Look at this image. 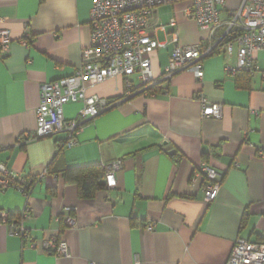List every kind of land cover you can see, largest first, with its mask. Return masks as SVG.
<instances>
[{
    "label": "crops",
    "instance_id": "1",
    "mask_svg": "<svg viewBox=\"0 0 264 264\" xmlns=\"http://www.w3.org/2000/svg\"><path fill=\"white\" fill-rule=\"evenodd\" d=\"M92 5L93 0H0L1 26L13 40L9 53L0 55V164L34 184L29 199L15 189L0 192V211L8 218L21 216L27 203L32 207L27 239L11 235L0 220V264H226L239 238L264 243V51L255 54L261 71L251 75L227 73L236 51H219L204 59L203 80L188 71L161 80L174 47L172 31L185 46L210 42L209 32L186 16L190 0L173 3L171 10L159 6L151 17L159 26L156 37L166 43L153 56L160 80L155 93L129 96L123 77L88 82L89 96L121 100L83 125L76 146L63 148L67 123L83 102L67 105L63 131L24 139L37 126L40 86L81 66L92 41ZM236 7L228 0L229 9ZM221 17L226 19V9ZM130 79L137 83L136 75ZM202 95L221 104V118L203 116ZM119 159L124 165L117 187L92 199H82L78 187L56 172ZM204 162L220 174L213 202L206 201L199 174ZM67 207L76 208L73 227L64 222ZM53 237L68 243L70 256L32 246Z\"/></svg>",
    "mask_w": 264,
    "mask_h": 264
},
{
    "label": "built area",
    "instance_id": "2",
    "mask_svg": "<svg viewBox=\"0 0 264 264\" xmlns=\"http://www.w3.org/2000/svg\"><path fill=\"white\" fill-rule=\"evenodd\" d=\"M182 0H93L91 8L92 38L91 46L83 50L82 64L75 73L43 83L40 86V105L37 108V126L34 132L27 133L24 139H39L53 136L65 129V110L70 103L83 102L84 107L77 118L68 121L66 129L68 138L65 147L78 144V133L89 120L106 112L118 101L103 99L98 95L87 94V83H104L106 80L123 77L126 81L128 95L146 91L159 83L153 69V56L166 46L159 41L151 17L159 6L173 4ZM186 16L196 21L198 26L209 32V44L197 43L182 45L176 31L170 33V43L174 44L169 64L161 80H169L174 75L188 71L198 80H203V61L205 58L223 51L232 56L236 51V63L227 64L226 71L232 76L239 72L255 73L261 67L255 60V54L264 51V0H240L234 9L228 8V0H190ZM226 9L227 17H221ZM0 19V55H7L13 40L9 29L2 27ZM177 22L172 19L170 26ZM165 29L163 24L160 25ZM211 40H214L213 44ZM223 42L222 48L219 44ZM24 45H28L23 40ZM137 76V83L131 79ZM264 76V71H263ZM204 117L221 118L222 106L213 103L205 96H200ZM264 158V148L259 150ZM123 160L119 159L105 165L107 170L105 186L107 189L117 187V172L123 168ZM199 174L203 175L208 184L205 198L213 202L220 190V174L211 164L202 163ZM18 190L27 199L32 193V184L25 177L0 164V192ZM76 208L67 207L63 213L64 222L73 227ZM32 217V207L27 203L21 211L18 221L9 222L7 214L0 211V220L8 223L10 234L29 238L25 221ZM154 229L153 223L147 227ZM33 247L54 249L58 256H70L71 251L66 241L49 238L43 241H32ZM139 263V261H138ZM96 264V263H90ZM226 264H264V243L250 242L239 238L227 259Z\"/></svg>",
    "mask_w": 264,
    "mask_h": 264
},
{
    "label": "trees",
    "instance_id": "3",
    "mask_svg": "<svg viewBox=\"0 0 264 264\" xmlns=\"http://www.w3.org/2000/svg\"><path fill=\"white\" fill-rule=\"evenodd\" d=\"M223 42H221L218 46L219 49L222 48ZM220 50H218L219 52ZM246 71L245 73H247ZM241 73H244L242 71ZM240 72L237 74L239 75ZM247 74L251 75L250 72ZM159 84L153 85L149 87L146 91L149 94H153L157 91V86ZM121 99H115L113 101H118ZM65 147V144L63 148ZM62 149L59 151V153L56 156V160L58 161L62 157ZM56 172L61 173L63 177L65 178V181L69 184H75L78 187L79 196L82 199H92L94 198L98 192L102 190H106V186L102 183V181L106 177L107 170L104 166L101 165H89V166H83V167H66L57 170ZM205 178V177H204ZM205 185H207L209 182L205 178ZM32 183V187H33ZM16 218L18 221L20 219V215H11L9 217V221H13V219ZM246 220V218H245ZM66 227V225L63 224V229ZM61 240V239H59Z\"/></svg>",
    "mask_w": 264,
    "mask_h": 264
},
{
    "label": "rangeland",
    "instance_id": "4",
    "mask_svg": "<svg viewBox=\"0 0 264 264\" xmlns=\"http://www.w3.org/2000/svg\"><path fill=\"white\" fill-rule=\"evenodd\" d=\"M239 1L240 0H230V2L233 3V5L237 6L239 4ZM231 4V3H230ZM168 10H171L172 9V4H168Z\"/></svg>",
    "mask_w": 264,
    "mask_h": 264
},
{
    "label": "water",
    "instance_id": "5",
    "mask_svg": "<svg viewBox=\"0 0 264 264\" xmlns=\"http://www.w3.org/2000/svg\"><path fill=\"white\" fill-rule=\"evenodd\" d=\"M174 153H175V151H172V152H171V154H174Z\"/></svg>",
    "mask_w": 264,
    "mask_h": 264
}]
</instances>
